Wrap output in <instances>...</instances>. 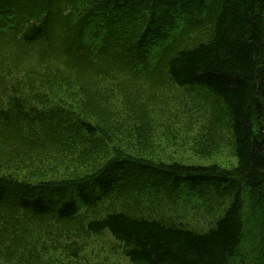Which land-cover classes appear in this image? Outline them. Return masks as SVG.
I'll list each match as a JSON object with an SVG mask.
<instances>
[{"label":"trees","instance_id":"16d2710c","mask_svg":"<svg viewBox=\"0 0 264 264\" xmlns=\"http://www.w3.org/2000/svg\"><path fill=\"white\" fill-rule=\"evenodd\" d=\"M54 1L0 0L1 58L34 61L31 85L45 89L22 91L0 106V143L12 148L0 157V209L81 220L91 235L121 244L132 264H264V0H156L147 22L156 43L160 30L182 34L189 22L202 27L209 20L198 39L167 58L166 75L177 88L203 94L199 107L210 100L224 110L236 159L230 169L133 154L140 135L124 127L127 87L108 83L102 72L88 76L84 63L65 62L77 52L95 63L83 42L91 18L70 22L72 15L61 12L67 2L53 11ZM98 1L114 6L92 34L95 44L106 42L99 60L110 23L119 31L115 19L129 10L140 15L134 4L154 0ZM33 3L44 9L31 11ZM85 11L93 15V7ZM144 23H133L131 32ZM124 35L121 48L133 52L134 38ZM139 46L149 53L147 41ZM145 54L137 67L151 73L156 64ZM0 81L12 85L10 76ZM155 134L147 132L150 143ZM146 170L157 178H142ZM33 178L35 191L24 186Z\"/></svg>","mask_w":264,"mask_h":264},{"label":"rangeland","instance_id":"374dc122","mask_svg":"<svg viewBox=\"0 0 264 264\" xmlns=\"http://www.w3.org/2000/svg\"><path fill=\"white\" fill-rule=\"evenodd\" d=\"M55 1L49 4L53 11L59 9L61 0L56 3ZM65 1L67 3L61 7V12L72 15V18H68L70 22L76 23L79 20L91 18L93 29L96 25L95 20L109 18L114 8L98 0ZM155 2L156 0L149 4H134V13H140L144 18L132 14L129 10L123 18L115 19L119 21L116 26H120L121 31H114V26L106 22V25L110 23L111 26L109 36L111 39L108 40L109 43L99 60L97 58L99 49L106 43L105 40L96 45H89L94 55H97L92 57L95 60L94 64L85 60L77 52H68L65 62L75 64L76 67L83 66L81 63H84L87 66L84 73L88 76L102 72L101 76L104 79L109 78L108 83H113L117 87H127L125 100L127 113L124 127H132L140 135L138 141L131 142V145L135 147L131 151L133 154L137 152L139 157L148 160H183L203 165L217 163L228 169L233 168L236 160L224 110L210 100L205 109L199 107L196 101L203 105L202 101L205 97L203 94L199 95L191 92L193 90L177 88L166 75L167 58L184 43L198 39V36L209 26V20L202 27H200L202 24L189 22L183 28L184 33H170L167 37L166 33L159 29L162 34L159 40L153 43L149 39V36L153 35L149 31L146 32V28L147 22L153 19L150 9ZM31 7V11L44 9L40 3L39 5L33 3ZM87 7H93V15L90 17H84L87 12L84 10ZM34 17L31 13V21ZM137 22L145 23L141 27L139 25L140 28L138 27L132 33V24ZM200 29L202 30L199 31ZM87 32H90V29H87L85 33ZM123 34L126 40L134 38L137 47L133 52L121 48ZM87 37L88 35L85 34L84 41H87ZM93 39L88 43H92ZM144 41L148 42V54H145L144 49L139 48V44ZM162 43L164 46L167 45L163 52ZM117 53L116 57L112 56ZM144 54L146 60L156 64L155 68L151 67V73L140 71L137 67L138 63H146ZM107 56L111 57L107 59ZM1 57L3 56L0 55ZM6 59H0V76H10L12 85L5 87L0 81V106L19 97L22 91L35 94L45 91V89L39 90L35 83L31 85L30 66L31 63L34 64V61L28 65L25 63L26 58L23 57L21 67H18L16 63L22 60L14 57V61L6 63ZM141 84L142 89L134 88ZM145 121L150 123L151 129L147 128ZM149 130L156 131L151 143L147 139ZM10 150L12 148L8 144L0 143V157ZM141 175L149 181V178L155 180L158 174L153 170H146L141 171ZM26 182L24 186L28 190H37L38 187L33 185L37 182L36 178ZM18 195V192L14 193L15 197ZM259 208L262 210V206ZM0 222V264H132L126 258L121 244L108 234L91 235L86 231L81 220L57 222L53 217L38 219L31 216L30 218L13 209H0Z\"/></svg>","mask_w":264,"mask_h":264}]
</instances>
